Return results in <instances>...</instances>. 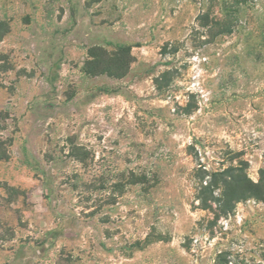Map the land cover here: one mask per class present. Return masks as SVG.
Instances as JSON below:
<instances>
[{
	"label": "rangeland",
	"instance_id": "1",
	"mask_svg": "<svg viewBox=\"0 0 264 264\" xmlns=\"http://www.w3.org/2000/svg\"><path fill=\"white\" fill-rule=\"evenodd\" d=\"M0 143V264H264V201L195 177L264 168V0H0Z\"/></svg>",
	"mask_w": 264,
	"mask_h": 264
},
{
	"label": "trees",
	"instance_id": "2",
	"mask_svg": "<svg viewBox=\"0 0 264 264\" xmlns=\"http://www.w3.org/2000/svg\"><path fill=\"white\" fill-rule=\"evenodd\" d=\"M132 61L129 46H120L113 52L92 47L87 51V59L82 70L88 76L107 75L119 79L126 74ZM239 156V153L232 154L230 161L236 163H231L223 169L207 171L199 167L196 170L195 177L198 181L196 200L200 209L212 214L211 222L233 214L239 202L264 201V168L259 169L258 179L253 181L247 174L248 162ZM6 158V151L0 143V161ZM217 264H228V261L224 255L219 254Z\"/></svg>",
	"mask_w": 264,
	"mask_h": 264
}]
</instances>
